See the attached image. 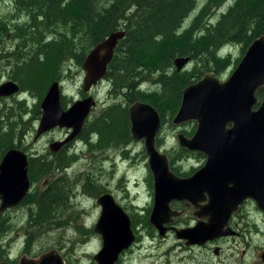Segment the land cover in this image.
Instances as JSON below:
<instances>
[{
    "label": "trees",
    "instance_id": "obj_1",
    "mask_svg": "<svg viewBox=\"0 0 264 264\" xmlns=\"http://www.w3.org/2000/svg\"><path fill=\"white\" fill-rule=\"evenodd\" d=\"M198 1L10 0L11 5L14 6L13 11L7 15L0 14V39H2L0 43L4 44V39H10L20 48L26 45L31 47L23 52L21 63L11 66L12 71L8 77L18 84L20 94L28 93L30 98L37 97L39 101L33 104V117L37 120L41 113L39 102L48 88L49 80L56 78L61 63L66 64L67 71L71 69V65L67 62L73 64L75 60L80 67L92 47L105 39L109 33L123 30L124 34L114 48L103 77L108 84L107 95L110 103L84 123L79 138L91 151L94 148L99 150L127 145L132 142L127 110L131 103L142 101L154 106L161 121L160 131L166 123L172 126L171 120L180 105L183 87L200 79L207 71H212L216 77L225 75L227 71L232 72L247 47L264 33V0H232V4L229 3L228 7L221 10L215 20H209L203 25L204 28H201L199 34L193 35V26L178 34L192 10L198 5ZM224 1L208 0L202 12L205 13L210 8H220ZM174 41L181 43L173 48L170 45ZM161 45L165 46L166 51L163 58L149 62L148 57ZM227 46L238 47L239 55L233 58L232 52L222 54L225 53L223 49ZM5 50L6 48L0 49V54ZM10 52L6 51L4 54ZM176 56H187L189 61L196 64L188 70H177L174 65ZM46 66L51 71L48 74L45 72ZM149 83L154 84V90H142L143 86ZM256 95L259 100L262 99L264 87L259 88ZM26 101V98H20L15 103L24 106ZM61 103L66 105L63 100ZM20 105H17L18 110ZM6 107L12 106L0 107L1 153L14 146L11 120L16 115L19 118L21 115L12 110L1 111ZM5 116L11 127L4 130ZM194 127L182 132L192 134ZM160 131L156 137L157 146L162 141L159 137ZM65 153L52 154L50 159L30 156L28 159L30 181L48 177L49 172L53 171L51 168L53 161H56L58 170H63L79 157L77 154L66 156ZM140 153L144 156L143 150ZM166 154L170 166L179 174L180 171L173 165L176 159H185L193 155L204 157L201 152L182 147L170 152L166 151ZM146 179L151 190L152 179L149 173ZM53 182L50 180L41 191L26 196L36 207L35 211L32 209L35 213L26 221L27 226L34 229L36 234H39L48 222L58 225L57 221H50V215L59 208L67 187L62 182H55V185ZM87 189L93 196L105 190L99 185L97 191H94L93 184ZM124 208L127 210L126 207ZM149 209L146 210L147 213ZM127 212L133 228L135 224L133 212L128 210ZM143 221L149 231L153 229L148 224V214ZM4 229V225L0 224V235L4 234ZM3 254V246L0 243V261L3 259ZM67 264L70 262L68 261Z\"/></svg>",
    "mask_w": 264,
    "mask_h": 264
},
{
    "label": "water",
    "instance_id": "obj_2",
    "mask_svg": "<svg viewBox=\"0 0 264 264\" xmlns=\"http://www.w3.org/2000/svg\"><path fill=\"white\" fill-rule=\"evenodd\" d=\"M123 34V30L111 32L88 51L82 63L83 92L88 93L104 77ZM188 61L187 56L177 57L174 65L180 70ZM261 87H264V33L247 47L225 80L207 71L200 79L183 87L172 124L192 120L196 122V129L190 137L178 132L177 142L179 147L202 152L206 157L204 165L187 177L175 174L166 153L156 146L161 121L155 107L142 101L128 106L130 135L142 141L152 175L153 203L148 221L159 236L166 234L165 224L179 214L170 208L172 201L187 200L194 207L192 214L196 223L174 228L177 238L186 239L185 245H203L234 235L228 221L246 197L254 199L264 211V95L261 100L256 95ZM18 91V84L12 80L0 84V96ZM95 104L93 96L88 94L73 100L64 109L60 82L52 81L39 104L41 113L36 136L56 126L71 128L66 138L49 145L52 151L56 150L78 134ZM27 168L28 157L24 151L11 147L2 154L0 213L19 204L26 195L30 183ZM96 203L100 210L93 231L100 236L101 245L92 259L96 264H114L135 239L130 217L109 192L99 194ZM214 253H218V247ZM18 264L66 262L59 251L52 248L37 258L22 256Z\"/></svg>",
    "mask_w": 264,
    "mask_h": 264
},
{
    "label": "rangeland",
    "instance_id": "obj_3",
    "mask_svg": "<svg viewBox=\"0 0 264 264\" xmlns=\"http://www.w3.org/2000/svg\"><path fill=\"white\" fill-rule=\"evenodd\" d=\"M226 1H224L225 3L223 2L224 4L220 8H210L203 13L204 4L208 0H199L198 5L192 10L190 17L177 33L181 34L188 27L192 28L193 26L195 31H192L193 35L194 33L196 35L199 34L206 22L215 20L221 10L228 7L229 3L232 4V0ZM13 9L14 6L11 5L10 0H0L1 15H7ZM3 42L4 44L0 43V49L6 48L4 52L11 51L13 54L11 52L0 54V68L3 69V74L0 76V84L7 80L14 81L8 77L10 71H12L11 66L21 63L20 58L23 52L31 47L26 45L20 48L10 39H4ZM180 43V41H174L170 46L176 48ZM223 50L225 53L222 54L232 52V55L234 54L233 58L239 55V50L236 46H227ZM165 52V46L161 45L155 50L153 55L148 57V61L151 62L163 58ZM67 63L71 65V69L67 71L66 64L61 63V66L58 67L56 72V78L49 80L47 86L54 80L59 81L63 93L62 100L66 104H69L74 99L79 98L81 93H83L82 79L84 73L82 65L79 67L77 61L74 60L73 64L71 62ZM195 64V62L189 61L181 70H188ZM45 72L47 74L51 72L47 66L45 67ZM189 72L191 74L192 69ZM228 73L227 71L225 75H230L232 72ZM191 78L193 79L194 76ZM143 87L142 90L148 91H153L155 88L152 83L146 84ZM107 89L108 84L102 78L89 92L98 101L92 110L91 118L110 103ZM16 98H26V104L23 103L25 105L22 106L15 103ZM37 100V97L36 99L30 98L28 93L20 94V90L8 98H0V107H14V109L12 107L2 108L1 111L7 112L12 110L16 114H21L20 118L16 115L11 120V122L13 121L12 142L14 144L20 143L21 148L24 151L27 150L31 156L32 154H34L33 156L43 154L50 138L53 140L61 139L64 135V129L55 128L46 132L41 137L34 139L35 129L40 117L37 120L33 117V104L37 103ZM17 105H20V110H18ZM3 119V129L5 130L10 125L6 121L7 117ZM27 119L28 121H26ZM186 123L180 126L173 125L172 120V126L166 123L160 131L159 137L162 141L158 147L164 152L177 149L179 145L176 134L178 131L183 130ZM190 123L186 126L188 130L193 129L194 124L196 125L195 121ZM19 132L20 135H18ZM23 134L24 137L20 139ZM24 146H26V150L23 148ZM109 149V152L116 154L112 162L107 159L104 161V155H107L106 151ZM141 150H143L142 141L132 139V142L127 145L101 148L99 150L94 148L91 151L87 144L81 139L76 138L68 150H66L65 155L69 156L78 153L80 157H77L69 166L63 168V170L56 172L57 179L55 182H62L67 187V191H65L61 199L59 208L50 215V221H57L58 225L48 222L39 234L33 235L30 249L34 250V254L37 255L47 251V249L55 248L61 253L66 263L69 261L70 264H95L92 256L100 248L101 238L93 231V225L98 217L100 207L96 203V196L90 195L88 189L83 187V185L90 186V184H93L94 191H97L99 185L110 189L117 202L126 207L129 212H133V220L135 222L133 230L137 240L132 245V248L126 251L127 253L125 252L126 254L123 255L118 264H264V260H262V254L264 252V211L253 206V204L249 205L246 212H243L239 216L243 220H240L239 217L236 219L243 231L242 237H229L225 240L213 241L212 245L191 248L181 245L177 240H174L173 234L166 235L164 240L150 239L154 235V229L149 231L143 219L146 214L149 215L150 213L152 192L146 182L147 172L149 170L145 162L146 156L145 153L144 156L141 155ZM3 153L0 152V155L2 156ZM203 160L202 157L193 155L185 158L178 166L177 162L175 163L174 161V167L188 170ZM43 178L35 179L30 186L29 192L41 191L46 186ZM35 208V205H32L34 211ZM32 209L28 210L24 205L23 208H18L7 213H9L8 215H10L11 220H14L17 225H22L33 214L34 211ZM147 209H149V213H147ZM193 218L189 212L181 219L186 220V223H189L188 225H192ZM154 236L159 237L157 233ZM11 240L15 242L16 246H13ZM22 240H24V236L21 228L17 229V232L0 235V243L3 246V250L4 252L8 251L11 257L15 256L21 249L20 243ZM7 242L10 247L8 245L5 246ZM216 247H219L217 254L214 253Z\"/></svg>",
    "mask_w": 264,
    "mask_h": 264
},
{
    "label": "flooded vegetation",
    "instance_id": "obj_4",
    "mask_svg": "<svg viewBox=\"0 0 264 264\" xmlns=\"http://www.w3.org/2000/svg\"><path fill=\"white\" fill-rule=\"evenodd\" d=\"M3 53H5V52H3ZM83 63V62H82ZM82 65V64H81ZM0 74H3V69L2 68H0ZM229 75H221L220 77H217V78H219L221 81H223V80H225L227 77H228ZM8 81V80H7ZM99 82V81H98ZM20 90V89H19ZM91 91V90H90ZM89 91V92H90ZM89 92L88 93H86V92H83V93H81V95L79 96V98H76V99H82V98H85L88 94H89ZM12 95H14V94H12ZM12 95H9V96H12ZM63 95V93H62V91H61V96ZM9 96H0V98L1 99H3V98H8ZM93 96V95H92ZM93 98H94V100H95V103L97 104L98 103V101H97V98H95V96H93ZM76 99H74V100H76ZM261 100V99H260ZM61 102H62V100H61ZM73 101H71L69 104H66L65 106L62 104V107L65 109V108H67L71 103H72ZM96 104H95V106H96ZM94 106V107H95ZM94 107L91 109V112H90V114L88 115V117L85 119V121H84V123L87 121V119H90L91 117H90V115H91V113H92V110L94 109ZM127 110H128V108H127ZM129 118V117H128ZM173 119V118H172ZM186 122H188V121H185V122H183V123H181V124H179V125H177V126H180V125H182V124H184V123H186ZM190 122H192V120H190ZM186 123V126L187 125H189V124H191V123ZM196 123V122H195ZM174 125V124H173ZM83 126H84V124H83ZM83 126H82V128H81V130L78 132V134H76L73 138H71L68 142H66V143H64V144H62L61 146H59L56 150H54V151H52L51 149H50V147H49V145L51 144V143H53V142H57V141H62L64 138H66L68 135H69V133L72 131V129L71 128H65V127H58V126H56V127H53V128H51V129H49V130H47V131H45V132H43V133H41L40 135H38V136H36V129H35V138L34 139H36V138H39V137H41L43 134H45L46 132H48V131H50V130H53V129H55V128H59V129H64V135H63V137L61 138V139H56V140H53L52 138H50L49 139V143H48V145H47V148H45V151L43 152V154H37L38 156H33L34 154H32V156L31 155H29V153H28V151L26 150V146H24L23 148L26 150V151H24L22 148H21V145H20V143H18V144H14L13 143V145L14 146H11V147H14V148H18V149H20V150H22V151H24L26 154H27V157H28V159H29V157L31 156V157H37V158H41V159H43V158H47V159H50L51 157H52V154H56L57 153V155H60V154H62V153H64V152H66V150H68V148L72 145V143L74 142V140L77 138H79L80 136H81V132H82V129H83ZM160 128H161V126H160ZM195 129H196V125H195V127H194V130H193V132H192V134H185V133H183L182 131H178V132H182L185 136H187V137H190V136H192L193 135V133H194V131H195ZM183 130H188L187 129V127L186 128H183ZM159 131H160V129H159ZM158 131V132H159ZM177 132V133H178ZM157 135H158V133H157ZM157 135H156V137H157ZM24 137V134H23V136L22 137H20V139L21 138H23ZM80 139V138H79ZM133 139V138H132ZM177 139V138H176ZM134 140V139H133ZM136 141V140H135ZM157 146V145H156ZM11 147H9V148H11ZM158 147V146H157ZM8 148V149H9ZM159 148V147H158ZM183 148V147H182ZM160 149V148H159ZM186 149V148H185ZM161 150V149H160ZM188 150V149H187ZM110 151V149L109 150H107L106 151V153H107V155H104V161H106V159L108 160V161H110V162H112L114 159H115V156H116V154L115 153H113V152H109ZM143 151H144V149H143ZM162 151V150H161ZM162 152H164V151H162ZM199 152V151H198ZM82 153V152H81ZM164 153H166V152H164ZM202 153V152H201ZM105 154V153H104ZM203 154V153H202ZM76 155V154H75ZM77 155L80 157V155L77 153ZM167 155V154H166ZM204 155V154H203ZM146 156V155H145ZM50 157V158H49ZM168 157V156H167ZM203 161L201 162V163H199V164H195L194 166H192L190 169H188V170H183L182 168L180 169V168H178V167H176L179 171H180V173L181 174H179V173H177V172H174V170L172 169V167L170 166V162H169V159H168V163H169V167H170V169L175 173V174H177L178 176H181V177H187V176H190V175H192L196 170H198L199 168H201L203 165H204V163H205V161H206V157H205V155H204V157H203ZM183 160L184 159H177L176 161H175V163L177 162V166H178V164H181L182 162H183ZM145 162H146V166H147V168L149 169V166H148V163H147V157L145 158ZM28 165H29V160H28ZM112 165H114V164H112ZM174 165V164H173ZM52 168V170L53 171H50L49 172V174H48V177H44L43 178V181L45 182V184L47 185V183L51 180L52 182L53 181H55L56 179H57V170H58V167H57V165H56V161H53V166L51 167ZM148 173L151 175V172H150V170H148V172H147V176H148ZM51 174V175H50ZM27 175H28V178H29V172H28V168H27ZM151 179H152V175H151ZM29 189H30V186H31V184L33 183V182H31L30 181V178H29ZM146 182H147V179H146ZM57 183V182H56ZM53 185H55V182H53ZM88 186L89 185H83V187L84 188H88ZM29 189H28V191H27V193H26V195H24V197H23V199L19 202V204H17L16 206H13V207H8V208H6L5 210H3L1 213H0V224H3L4 225V227H5V229H4V231H3V233L4 234H9L10 232H17V229H19V228H21V230L23 231V236H24V240H22L21 241V243H20V245H21V249L15 254V256H10V254H8V251H5L4 252V254H3V260H1L0 261V263L1 262H6L7 264H18V262H19V259L22 257V256H26V257H28V258H37L41 253H39V254H37V255H35L34 254V250L33 249H30V245H31V243H32V240H33V235L34 234H36L35 233V230L34 229H32L31 227H29V226H27V223L25 222V223H23L22 225H17L16 223H15V221L14 220H11V218H10V215H8L9 213H7V212H11V211H13V210H17L18 208L20 209V208H23L24 207V205L27 207V209L29 210V209H32V201H31V199L28 197H26L27 196V194H29V193H32V192H29ZM104 192H109V193H111L112 194V192H111V190L110 189H108V188H105V190H101L97 195H96V197L99 195V194H101V193H104ZM151 192H152V203H153V180H152V189H151ZM90 194V193H89ZM91 195V194H90ZM112 196L114 197V195L112 194ZM114 199H115V197H114ZM96 200V199H95ZM115 201L117 202V200L115 199ZM206 202V201H205ZM204 202V203H205ZM118 203V202H117ZM119 204V203H118ZM201 204H203V203H201ZM251 204H253V206H255V207H258L257 206V204H256V201L254 200V199H252V198H249V197H246L243 201H242V203L238 206V208H237V210L230 216V218H229V221H228V224H229V226L231 227V229L235 232V234L234 235H231V236H223V237H220V238H217V239H214V240H212V241H207L206 243H204L203 245H185V241L184 240H186V239H182V238H177L176 236H175V231H174V228H181V227H187V226H192V225H194L195 223H196V217L195 216H193V211H194V207H193V205H191L187 200H181V201H172L171 203H170V208L171 209H173V210H175V211H177V212H179V214L177 215V216H173L172 217V220H171V222H169L168 224H165V226H167L168 227V230H167V232H166V234L164 235V236H159V237H156V236H154L155 235V233H157L158 234V232H157V230L149 223V221H148V223L153 227V229H154V235L150 238V239H152V240H164L165 239V237H166V235H168V234H173V236H174V240H177L181 245H184V246H186V247H201V246H208V245H212L213 244V241H218V240H225L226 238H229V237H242L243 236V231H242V229H241V227L238 225V222H237V218L243 213V212H246V210H247V207L249 206V205H251ZM120 205V204H119ZM123 209H124V211H126V213L128 214V212H127V210H125V208H124V206H122V205H120ZM151 208H152V206H151ZM150 212H151V210H150ZM191 213L192 214V216L194 217L193 218V223H192V225L190 224V225H188L189 223H186V220L184 221V220H182L181 218H183V216H185L187 213ZM33 213H35V212H33ZM150 214V213H149ZM129 215V214H128ZM240 218V217H239ZM28 219H30V217L28 218ZM148 219H149V215H148ZM240 220H243V218H240ZM18 221H20V220H18ZM27 221V220H26ZM18 223V222H17ZM130 223H131V220H130ZM131 228H132V225H131ZM132 230H133V228H132ZM133 233H134V230H133ZM26 236H25V235ZM134 235H135V233H134ZM137 240V237H136V235H135V239H134V241H133V243L128 247V248H126V249H124L120 254H119V256H118V259L116 260V262L114 263V264H118L119 263V261L122 259V257H123V255H125L127 252L126 251H128V250H130L131 248H132V245L135 243V241ZM12 241V244H13V246H16V244H15V242H13V240H11ZM15 241V240H14ZM11 243V242H10ZM8 245V247H10V245L8 244V242L5 244V246H7ZM50 249H52V248H50ZM55 249V248H54ZM218 249H219V247H218ZM47 250H49V249H47ZM126 252V253H125ZM60 253V252H59ZM61 254V253H60ZM66 262V261H65ZM67 264V263H66ZM95 264H96V262H95Z\"/></svg>",
    "mask_w": 264,
    "mask_h": 264
}]
</instances>
